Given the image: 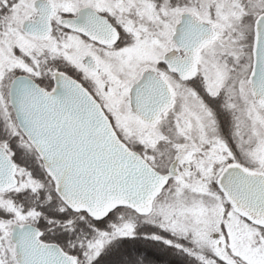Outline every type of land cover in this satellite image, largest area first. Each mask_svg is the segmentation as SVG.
Masks as SVG:
<instances>
[{"label": "snow or ice", "instance_id": "6c2138e0", "mask_svg": "<svg viewBox=\"0 0 264 264\" xmlns=\"http://www.w3.org/2000/svg\"><path fill=\"white\" fill-rule=\"evenodd\" d=\"M0 264H264V0H0Z\"/></svg>", "mask_w": 264, "mask_h": 264}]
</instances>
